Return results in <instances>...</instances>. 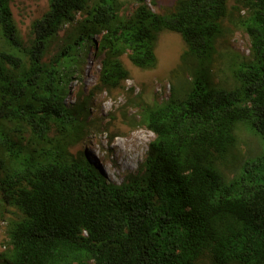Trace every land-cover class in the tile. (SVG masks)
<instances>
[{
    "label": "trees",
    "instance_id": "trees-1",
    "mask_svg": "<svg viewBox=\"0 0 264 264\" xmlns=\"http://www.w3.org/2000/svg\"><path fill=\"white\" fill-rule=\"evenodd\" d=\"M137 2L122 16L117 0H48L24 41L0 0L1 264H264V0H176L162 14ZM226 24L249 38L248 57L218 52ZM165 31L201 67L184 94L140 107L131 126L154 139L138 172L111 183L72 148L95 92L128 79L123 56L154 69ZM87 51L98 85L68 103ZM217 56L230 87L209 75ZM240 129L260 156L239 161Z\"/></svg>",
    "mask_w": 264,
    "mask_h": 264
},
{
    "label": "rangeland",
    "instance_id": "rangeland-1",
    "mask_svg": "<svg viewBox=\"0 0 264 264\" xmlns=\"http://www.w3.org/2000/svg\"><path fill=\"white\" fill-rule=\"evenodd\" d=\"M143 1L153 12L162 14L170 9L176 0ZM117 2L122 16H129L139 6L137 0H117ZM9 7L16 29L21 39L26 41L31 23L41 18L47 11L48 0H10ZM226 27L227 33L218 41V52L226 54L227 51L228 53L232 51L242 59L248 57L249 38L230 24H226ZM185 50L186 46L178 34L161 32L158 34L155 48L157 65L154 69L135 68L126 56H123V64L129 71L128 79L120 88L110 92L96 91L92 97L88 111L86 139L72 150L83 152L94 165L101 169L109 182L120 184L127 175L136 174L145 159L149 143L154 139V135L146 128L131 126V123H135L139 118L140 107L159 104L167 100L173 91L179 96L190 89L194 74L201 66H193V61L188 57L182 59ZM85 58L79 71L80 80L71 84V94L67 97L68 103L73 102L74 97L80 92L87 94L98 85L99 62L93 59L90 51L86 52ZM220 62L222 63L219 65ZM226 66V60H221L217 56V60H214L210 66L209 75L215 84L230 87L231 80L228 79ZM138 136L141 137L142 142L137 140ZM237 136L240 162L260 156L262 142L257 136L243 129L237 132ZM118 140L125 141L128 146L131 143L135 146L133 150H130V169L121 170L119 163H121V157L125 155L116 148ZM237 170L236 166L220 168L222 174L230 178ZM5 227L6 221L0 217V251L4 250L2 243L6 240Z\"/></svg>",
    "mask_w": 264,
    "mask_h": 264
},
{
    "label": "bare ground",
    "instance_id": "bare-ground-1",
    "mask_svg": "<svg viewBox=\"0 0 264 264\" xmlns=\"http://www.w3.org/2000/svg\"><path fill=\"white\" fill-rule=\"evenodd\" d=\"M137 134V133H136ZM142 136V134H141ZM137 140L141 141L142 142V139L140 136L137 137ZM134 145L133 143L126 145V142L125 141H121V140H118V142L116 143V148H118L119 152H121L122 154H124L125 156H123V158L121 156V170H124V169H130V164H129V161H131V158H130V150L135 146H132ZM137 147V146H136ZM133 150V149H132ZM136 151V150H135ZM134 151V152H135ZM118 158V157H117ZM133 158V156H132ZM119 162V161H118ZM131 163V162H130Z\"/></svg>",
    "mask_w": 264,
    "mask_h": 264
}]
</instances>
